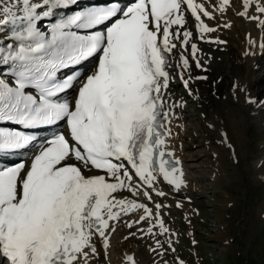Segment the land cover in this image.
Returning <instances> with one entry per match:
<instances>
[{"label":"snow or ice","instance_id":"snow-or-ice-1","mask_svg":"<svg viewBox=\"0 0 264 264\" xmlns=\"http://www.w3.org/2000/svg\"><path fill=\"white\" fill-rule=\"evenodd\" d=\"M77 3L0 0V65L11 70L7 80L0 78V154L24 149L35 140L6 124L26 129L60 121L67 125V134L41 144L30 167L19 163L0 168V264H91L97 255L94 237L107 249L110 230L115 231L110 222L137 210L142 214L127 224L129 228L154 221L147 234L156 235L153 228H159L160 235L169 233L160 215L164 205L155 204L153 213L147 204L118 198L119 194L127 191L136 196L143 187L151 202L148 189L155 190L160 178L176 192L186 186L180 161L168 144L173 110L183 107L182 102H169L168 57L190 45L196 67L206 72L192 42L193 33L185 27L186 11L194 18L201 40L222 44L226 42L206 36L217 28L202 17L211 20L215 11L223 14L230 0H217L212 12L195 0H129L123 6L110 0L41 29V22L57 10ZM253 4L257 13L264 14V0H242L243 11L237 15L264 27V19L249 15ZM101 25L107 26L87 31ZM248 44L254 47L255 41L249 38ZM260 47L264 50V43ZM96 55L98 64L90 74L78 70L58 76ZM177 67L181 73L190 71L183 52ZM181 79L188 88V80ZM77 83L72 100L58 98ZM240 91L247 104L264 109V102L253 98L246 87ZM85 169L103 174L85 176ZM168 246L172 247L170 241ZM126 264L136 262L128 256Z\"/></svg>","mask_w":264,"mask_h":264},{"label":"rangeland","instance_id":"rangeland-1","mask_svg":"<svg viewBox=\"0 0 264 264\" xmlns=\"http://www.w3.org/2000/svg\"><path fill=\"white\" fill-rule=\"evenodd\" d=\"M227 9L226 21L235 27H229L230 31L221 28L222 34L230 32V38L224 40L226 43L219 44L217 50L207 46L212 52L201 56L207 65L214 63L213 73H208L206 97L209 102L205 104L194 99L182 82H178L179 76L171 74L172 93L180 95L185 102L181 114L183 123L176 122L182 126L179 127L183 132L180 138L187 147L181 153L185 157L179 160V167L184 174L183 179L192 182L188 188L193 191L189 195L171 193L156 183L155 190L148 189L151 202L144 196L143 187L136 196L124 191L118 197L147 204L153 213L156 211L155 204L164 205L160 215L169 233L174 235H160L159 228H153L156 235L151 237L147 228L153 221L129 228L126 224L138 220L142 214V210H137V213L123 217L126 230H110L109 245L104 248L105 258L112 249L118 248L121 253L131 255L136 264H178L179 261L183 264H264V109L260 108L261 113L257 116L238 112L241 102L238 89L227 90V99L217 95L219 86L225 85L228 79L244 77L251 65L243 63L238 69L233 62L235 51H239L236 48L238 38L244 34L241 28V19L244 18L235 14L232 7ZM260 33L264 38V29ZM221 45H224V50H220ZM258 66V69L253 66L248 74L250 88L262 77L260 85H264V58ZM217 75L218 80L215 79ZM221 100H226V104ZM209 107L216 109L222 126L205 123L212 118ZM135 183L139 180L136 179ZM136 254L141 258L136 259ZM111 256L117 259V256Z\"/></svg>","mask_w":264,"mask_h":264},{"label":"bare ground","instance_id":"bare-ground-1","mask_svg":"<svg viewBox=\"0 0 264 264\" xmlns=\"http://www.w3.org/2000/svg\"><path fill=\"white\" fill-rule=\"evenodd\" d=\"M195 2L203 3L208 8V10L210 12H212L213 11L212 5L214 3H216L217 0H197V1L195 0ZM230 4H231V6L228 7V8L230 9L232 7L235 10V12H234L235 14H237V12H239V11H243V8L241 6L242 5V0H230ZM227 11H228V9L224 12V14H221L219 11H215L213 13L215 18L211 19V20L202 17V19H204V22L207 23L210 27L214 26V28H217V30L215 32L206 34V36L208 38H210L211 40H217L218 39V40L224 41L225 39H229L230 38V36H229L230 32H228V34L227 33L226 34H222V28L220 26V25H223V24L227 23L226 17H225V13ZM217 13H218V16H217ZM249 15L260 16L262 19H264V14H260V13H257L255 11V5L254 4L249 9ZM186 17H187V24H186L185 27H186V29L188 31H191L193 33L192 42L196 43L197 47L199 49V51L197 53V56H198L201 64L205 65V66H203V68H206L207 71L205 72L201 68H197L196 67V61L193 60L192 56H191L190 45L188 46L186 51L184 49H180L179 51L174 50L175 54L169 56V58H168V60H169L168 71L170 72V74L174 73V74H176V76H179L180 80H178V82L179 81L182 82L183 85H184V82L181 79V76H183L184 80H188V88L187 89H188V91L191 90V94L190 95H192L194 99H197V101L207 104L209 102L207 100L208 97H206V90H208V88H207L208 79H207V82H206L205 80H202V79H195V77H198V76H207L208 77V75H209L208 73H211V74L213 73V64L214 63L212 65H207V63L204 62L205 59L203 57H201V56L205 52H212V51H210V49L213 48L215 50L217 47H219V44L209 43L206 40H201L199 38V34L197 33V30H196V27H195V23L196 22H195L194 18L191 16L190 12L186 11ZM238 19H240V18H238ZM241 21H242L241 28H243L242 31L244 32V34L243 35L240 34L241 37L238 38L239 40H238L236 48H237V51L238 50L239 51L238 52L235 51V55H234L235 59H233V62L237 65V66L236 65L235 66L238 69H240V64H243V63H245V65L247 63H250L251 65L248 67V70H247V72H246L244 77H242L243 76L242 75L240 77L238 76V77H235L233 79H228L226 81L225 85L219 86V91H218L217 95L221 99H227V90H230L232 92V91H234V86H236L235 90L238 89L239 91L238 90L237 91L240 93V96H241V98H240L241 102L239 103V106H238V108H239L238 112L245 113V115L246 114H253V115L257 116L258 114L261 113L260 108L251 107L250 104H247L245 102V93L241 92L240 88L246 87L249 90V94L253 98H255L257 101L264 102V85H260L261 81H262V78H263L262 77L263 75H261L262 78L258 77V78H260V81L256 85H254V87H252V88H250L248 86V79H247L248 74H249V72H251L252 67L254 65H258L259 63H261V61L264 58V50H262L261 47H260V42L264 43V38H262L263 36L260 33V32H262V29H264V27L259 26L257 20H248V19L244 18V20L241 19ZM234 27H231V28L234 29ZM238 30H240V29H238ZM240 35H238V36H240ZM249 38H251L253 41H255V46L254 47L250 48V46L248 44ZM207 46H209L210 49H208ZM223 46L224 45H221V49L220 50H224L222 48ZM178 47H179V43H178ZM246 51H249L251 54L250 55H245ZM181 52H183L185 56H187L186 54H188L187 58H190L189 59L190 71L189 72L181 73L180 69L177 67V64L179 63V56H180ZM231 52H232V49H231ZM213 60H214V58H213ZM191 62H192V64H191ZM215 79L218 80V75H217V77L215 76ZM171 87H173V81H171V84H170V90H169L170 91V100H169V102L170 103L171 102H177V103H181L182 102L183 103V107H176L173 110L175 115L171 119V123L168 125V127H170V129H171V137L168 139V144L170 146V150L175 153V158L180 160L183 157H185V155H183L181 153L184 152V149L187 148V147L183 145L184 142L180 138V136H182L181 135L182 130H179V129L182 126L180 127L179 125L176 124V122H179L180 124L183 123L182 122L183 115H181V114L183 112V109L185 108V102L183 101V99H181L180 95L172 93ZM189 93H190V91H189ZM224 102L226 104V100H224ZM215 108H216V106H215ZM209 109H210V113H212V118L210 120H207L205 123H207L209 125H210V123H212V124H215V126L216 125L222 126V120H221L220 116L218 115V113L216 112V109L211 108V107H209ZM211 127H213V126H211ZM208 144H209V142H208ZM69 162L70 163H77L74 160L69 161ZM83 171H84V175L85 176H91V175H95V174H103V173L97 172V170H95V169H92L91 171H88V170L85 169ZM184 180H185V185L186 186L182 187L181 190L178 193L179 194H183L184 193L186 195H189L193 191V189H189L188 188V186L192 182L191 181L190 182H186L187 181L186 178H184ZM156 185H158V187H162V189L164 188V189H167V190L171 191V193H173V192L177 193L172 186L168 185L161 178L159 179V181L157 182ZM129 215H131V213ZM123 217L121 218V220L119 222H115V221L110 222V223L113 224V227L116 230L115 232H117V228H120V229L124 228L125 229V225H123V224H126V223H124V221L122 220ZM153 223H154V221H153ZM150 224H152V223H150ZM143 231H145V230H143ZM142 235H143V233H142ZM150 236H151V234H150ZM151 237H153V236H151ZM108 238H109V236H108ZM112 238H113V236H112ZM169 238H171V237H169ZM93 242H94V244H95V246L97 248V255L92 258L91 264H106V263L112 264L113 262L115 264H123L124 260L129 256L128 253H124V252L121 253V251L118 248H115L114 250L112 249L111 252L109 251L110 253L107 252L109 256H108V258H105V256H104L105 249H104L103 243L100 240V238L99 237H94V241ZM133 251H135V250H133ZM136 252L138 254H140L139 251H136ZM111 254L117 256V259H114L113 256H111ZM138 254L135 255L136 257L134 256L136 259L137 258L139 259V257L141 258V256H139ZM100 256H101L102 260L100 259ZM139 262H140V260H139Z\"/></svg>","mask_w":264,"mask_h":264},{"label":"water","instance_id":"water-1","mask_svg":"<svg viewBox=\"0 0 264 264\" xmlns=\"http://www.w3.org/2000/svg\"><path fill=\"white\" fill-rule=\"evenodd\" d=\"M123 264H126V260H124Z\"/></svg>","mask_w":264,"mask_h":264}]
</instances>
